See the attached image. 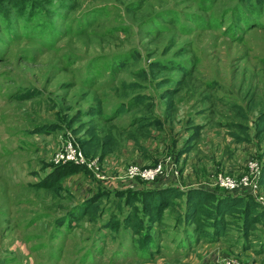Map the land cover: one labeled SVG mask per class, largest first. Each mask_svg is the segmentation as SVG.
<instances>
[{"label":"rangeland","instance_id":"374dc122","mask_svg":"<svg viewBox=\"0 0 264 264\" xmlns=\"http://www.w3.org/2000/svg\"><path fill=\"white\" fill-rule=\"evenodd\" d=\"M167 89L177 91L171 108ZM134 95L149 98L137 106ZM263 115L255 0H0V264H264V220L244 237L242 217H228L219 237L183 223L185 196L157 223L142 202L176 187L248 196L263 211ZM92 123L113 137L109 154L85 155L93 169L59 193L35 188ZM43 126L54 128L35 133ZM135 218L146 227L137 235Z\"/></svg>","mask_w":264,"mask_h":264},{"label":"trees","instance_id":"16d2710c","mask_svg":"<svg viewBox=\"0 0 264 264\" xmlns=\"http://www.w3.org/2000/svg\"><path fill=\"white\" fill-rule=\"evenodd\" d=\"M251 3V0H248ZM257 4H264V0H255ZM152 69H163L162 67H167L161 65L158 62L153 64ZM183 73H186V70H183ZM139 78L143 80L148 79V74L146 72H140ZM165 82H160L159 85L161 88L165 87ZM139 87L138 84L133 83L129 86H124L125 89L136 90ZM177 94L176 90L167 89L163 92V99L168 101V105L172 107V99ZM149 96L147 95H134L132 99V104L141 106L146 101H148ZM147 109L150 107V103L145 105ZM128 110L125 106H122L118 111L119 116L121 113ZM89 113V112H88ZM102 108L94 107V111H91L89 115L96 117H103ZM109 121V120H108ZM137 127L144 129L149 124L146 120H139L136 123ZM70 128L71 124L69 123ZM54 127L43 126L37 128L35 133L46 134L52 131ZM59 129L55 125V130ZM257 135L259 137H264V115L259 118ZM80 130L77 128L73 130V134L78 137ZM195 135H198V131L195 132ZM248 137H244L246 140ZM113 143V137L106 135L104 137L98 134V131L95 125L92 123L85 132V138L80 140V147L83 153L89 157L94 158L100 156L102 159L106 157L111 151L110 146ZM87 168L84 166H77L75 164H63L57 167L54 173L47 176L44 180L38 182L34 185L37 189L49 190L53 193H59L63 189V182L80 172H87ZM260 182L264 185V168L262 170V177ZM183 196L186 197V217L183 223L188 225L196 226V229L206 231L211 230L212 234L215 236H222L227 229L228 217L239 215L242 217L240 227L241 231L244 234V237H248L249 232H251L258 224L262 223L264 220V210L261 209L263 206L256 202L253 198L250 197H221L216 194L202 191V190H191L188 193H184L180 188H166L164 191H148L143 194L142 202L144 207V215L151 219L152 223H157L162 220L163 212L166 208L174 205L172 202L173 198L181 199ZM140 197V196H138ZM137 199V196H136ZM139 199V198H138ZM90 214L95 217L96 209L89 208ZM81 208L78 209L80 211ZM86 212V210H83ZM130 222V220L128 221ZM131 223V228L133 232L137 235L142 233L146 227L143 218H135ZM209 233V232H208Z\"/></svg>","mask_w":264,"mask_h":264},{"label":"built area","instance_id":"2783aa9c","mask_svg":"<svg viewBox=\"0 0 264 264\" xmlns=\"http://www.w3.org/2000/svg\"><path fill=\"white\" fill-rule=\"evenodd\" d=\"M73 139H70L71 142L69 141L67 143L65 151L57 156V158H56L57 165H63V164L72 163V164H75V165H81V166L83 165L84 167L86 166L88 168V170L93 169L95 164L88 163V160H87L85 154L83 153V151L81 150L80 145H78L76 140L75 139L73 140ZM158 166H159V171L163 172V166L162 165H158ZM131 172H132L131 173L132 177H129L131 179H133V178H135V176L139 175L137 169L132 170ZM164 173H165V171H164ZM144 176L147 177V178H152L153 179L154 178V173L151 170H147L145 172ZM247 182H248V179L246 178L244 180V184L247 185ZM228 186L230 187V189L232 191L237 189V186L232 181L229 182ZM226 261H229V260H226Z\"/></svg>","mask_w":264,"mask_h":264}]
</instances>
